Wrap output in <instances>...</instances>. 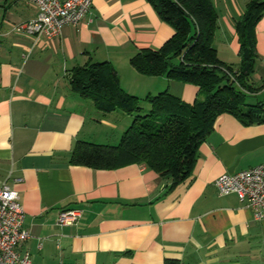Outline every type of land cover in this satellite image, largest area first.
<instances>
[{
    "label": "crops",
    "instance_id": "1",
    "mask_svg": "<svg viewBox=\"0 0 264 264\" xmlns=\"http://www.w3.org/2000/svg\"><path fill=\"white\" fill-rule=\"evenodd\" d=\"M217 12L213 45L219 59L240 62L236 22L253 0H211ZM38 15L25 0H0V184L8 177L31 236L18 246L31 264H264V219L236 195H219L214 181L264 163V121L217 117L199 144L189 176L171 187L142 164L93 169L69 163L73 143L116 144L133 117L103 112L69 84L74 67L109 62L121 87L149 109L146 96L164 90L188 103L197 86L139 73L130 58L158 49L173 28L148 0H93L77 26L56 38L18 26ZM256 57L249 83L264 103V13L253 29ZM264 110V104H263ZM62 209L79 212L57 226Z\"/></svg>",
    "mask_w": 264,
    "mask_h": 264
},
{
    "label": "trees",
    "instance_id": "2",
    "mask_svg": "<svg viewBox=\"0 0 264 264\" xmlns=\"http://www.w3.org/2000/svg\"><path fill=\"white\" fill-rule=\"evenodd\" d=\"M148 1L174 33L158 49L137 51L130 58L131 66L143 75L195 85L200 96L188 103L164 90L146 96L149 109L145 112L139 98L121 87L109 62L74 67L69 74L73 91L103 112L119 109L133 120L116 144L76 140L69 163L93 169L142 164L175 187L191 173L197 148L211 134L219 115L232 114L244 125L264 121L263 100L253 101L255 90L249 83L256 57L253 29L264 13V0H253L236 22L240 44L236 67L217 56L213 45L217 12L211 0ZM163 264L180 262L165 258Z\"/></svg>",
    "mask_w": 264,
    "mask_h": 264
},
{
    "label": "built area",
    "instance_id": "3",
    "mask_svg": "<svg viewBox=\"0 0 264 264\" xmlns=\"http://www.w3.org/2000/svg\"><path fill=\"white\" fill-rule=\"evenodd\" d=\"M38 9L36 18L22 23L17 30L24 29L48 39L60 35L65 25L77 26L89 12L93 0H25ZM18 177H8L0 184V264H31L28 253L21 254L18 246L30 238L24 228V211L19 202L18 191L13 187ZM221 196L234 194L252 209L255 219H264V163L232 174H223L214 181ZM79 212L62 209L56 214L55 224H75Z\"/></svg>",
    "mask_w": 264,
    "mask_h": 264
}]
</instances>
